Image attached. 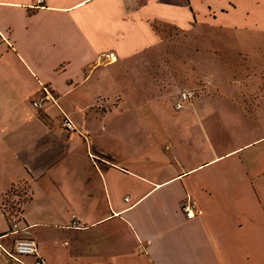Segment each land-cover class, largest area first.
Instances as JSON below:
<instances>
[{"label":"crops","instance_id":"crops-1","mask_svg":"<svg viewBox=\"0 0 264 264\" xmlns=\"http://www.w3.org/2000/svg\"><path fill=\"white\" fill-rule=\"evenodd\" d=\"M155 25L229 30L264 60V0H0V196L28 187L46 264H264V69L200 72L181 108L144 80L134 100L171 41ZM41 84L56 100L36 107Z\"/></svg>","mask_w":264,"mask_h":264},{"label":"rangeland","instance_id":"rangeland-1","mask_svg":"<svg viewBox=\"0 0 264 264\" xmlns=\"http://www.w3.org/2000/svg\"><path fill=\"white\" fill-rule=\"evenodd\" d=\"M155 26H157L159 33L171 41L167 45L161 46L156 52V56L161 58L159 57L160 60L156 58V61L153 62L155 71H157L154 78L147 75V72L142 68L137 80L136 75L133 78L134 82L128 80L131 88L129 90L130 98H132L131 92H133L134 100L137 97L138 99L139 97L143 99L152 97V93L149 92V90L154 89L152 86L148 89L144 88L142 92L138 93L136 85L137 83L142 85L143 80L146 85L154 82L156 84L154 93H163L161 100L171 104L170 99L172 100L179 94L182 88L198 90L201 86H205V84L200 86L201 82L206 83L207 81L199 77L200 72L216 71L224 69V67L231 71L264 69V60L254 64L239 58L240 49L237 48V45L242 38H239V35L232 31L197 27L186 32L163 25ZM260 40L262 41L261 36ZM243 43L246 44L245 41ZM255 49L258 51L261 47L255 46ZM129 66L131 73L137 74L138 65L131 63ZM146 78L148 81L145 80ZM121 97L120 92L114 95L113 104L117 105Z\"/></svg>","mask_w":264,"mask_h":264},{"label":"built area","instance_id":"built-area-1","mask_svg":"<svg viewBox=\"0 0 264 264\" xmlns=\"http://www.w3.org/2000/svg\"><path fill=\"white\" fill-rule=\"evenodd\" d=\"M37 5H42L44 0H35ZM41 94L32 99V104L36 107L42 106L46 101H55V95L46 84H41ZM195 95V90L190 88H182L179 92V98L174 102L175 108H181L184 101L191 99ZM63 124L66 128H73L71 119L63 114ZM21 184H14L2 196H0V206L9 220V229L0 234V256H6L13 262L20 264H46L43 257L38 254L34 240L28 236L29 225L22 221V212L12 207V201L16 198V192ZM128 199V197H125ZM180 208L187 218H193L202 214V208L195 198L187 194L180 203ZM20 215V216H18ZM72 227H80L76 218L71 221ZM11 235V241L6 244L3 236ZM25 256H32V261L25 259ZM91 264H110L107 262H95Z\"/></svg>","mask_w":264,"mask_h":264},{"label":"trees","instance_id":"trees-1","mask_svg":"<svg viewBox=\"0 0 264 264\" xmlns=\"http://www.w3.org/2000/svg\"><path fill=\"white\" fill-rule=\"evenodd\" d=\"M29 192L28 187L25 184H21V187H18L16 192V198L12 201V207L15 210L22 212L25 202L28 200Z\"/></svg>","mask_w":264,"mask_h":264}]
</instances>
